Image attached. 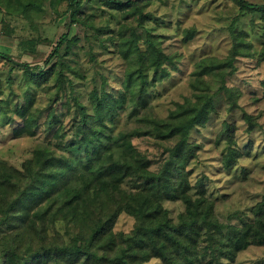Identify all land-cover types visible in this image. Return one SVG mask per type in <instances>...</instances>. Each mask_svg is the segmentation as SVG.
Here are the masks:
<instances>
[{"label": "rangeland", "instance_id": "rangeland-1", "mask_svg": "<svg viewBox=\"0 0 264 264\" xmlns=\"http://www.w3.org/2000/svg\"><path fill=\"white\" fill-rule=\"evenodd\" d=\"M33 1L25 16L16 15L15 8L5 5L0 9V52L30 65L45 60L65 31L69 14L63 0ZM139 4L141 16L131 8L119 11L100 0H84L78 15L88 25L73 23L70 28V37L78 41L64 60L67 70L62 89H58L55 73L46 75L38 85L25 82L21 72H13L11 83L6 85L9 65L0 63V163L21 171L38 149L56 155L81 154L78 147L68 146L74 117L78 116L71 95H77L89 113L92 90H99L105 81L106 91L118 97L120 92L126 93L123 80L127 72L140 70L145 77L137 79L129 88L132 92L126 93L114 116L113 133L141 130L130 142L148 169L156 172L178 137L157 138L145 118L167 119L178 105L186 101L200 104L201 95L210 96L208 112L188 136L195 148L185 166L188 182L193 186L202 178L204 196L212 202L219 223L240 228L251 224L254 208L264 198V14L242 12L235 0H143ZM234 18L238 21L231 30ZM131 33L138 37L143 53L140 61L135 53L126 58L121 52ZM149 39L172 61L161 65L169 72L162 78L150 66ZM232 46L236 54L233 67H229L224 62ZM70 69L76 74L69 75ZM137 89L143 90V97H137ZM50 114L55 122L46 127ZM224 123L233 129V148L239 152L229 169L223 167L227 144L220 136ZM132 187L129 181L122 184L125 191ZM189 194H194L193 187ZM163 208L173 222L184 211L181 200H165ZM133 226L134 218L123 210L112 231L127 234ZM56 228L57 237L67 240L69 231L60 223ZM207 245L204 236L195 245L197 253H203L201 258ZM209 259L207 255L202 260ZM143 264L162 262L151 258ZM234 264H264V246L246 247L237 253Z\"/></svg>", "mask_w": 264, "mask_h": 264}, {"label": "trees", "instance_id": "trees-1", "mask_svg": "<svg viewBox=\"0 0 264 264\" xmlns=\"http://www.w3.org/2000/svg\"><path fill=\"white\" fill-rule=\"evenodd\" d=\"M32 1L0 0V9L5 5L15 8L16 15L25 16ZM63 1L69 12L65 31L42 63L18 62L10 53L0 52V63L9 65L6 85L11 83L13 72H21L25 82L38 85L46 75L55 73L58 89L63 88L67 70L64 60L73 53L72 48L78 41L70 37V28L73 23L88 25L78 15L84 0ZM100 1L112 9L131 8L142 15L139 2L143 0ZM235 2L242 12L264 14V3ZM237 21L238 18L231 21V30ZM147 45L153 72L159 73L160 78L168 75V70L161 65L172 63L171 59L152 40H147ZM234 47L224 62L229 67H233ZM121 52L126 58L135 53L136 59L142 60L135 33L123 41ZM72 71L69 75L76 74ZM143 77L140 70L127 72L123 80L126 93L132 92L129 88ZM67 79L73 89L68 75ZM105 85L103 81L99 90L89 94V113L79 97L71 95L78 116L74 117L68 146L78 147L81 154L56 155L38 149L24 162L21 171L0 163V264H143L151 258H158L162 264H220L222 259L225 264H234L237 253L246 247L264 246V198L255 206L251 224L241 228L224 226L217 221L212 202L204 196L202 178L193 186L188 182L185 166L195 155L188 136L208 112L211 97L201 95L200 104L186 101L170 112L167 119L145 118L157 138L178 137L168 158L153 172L130 142L141 130L113 133L114 116L122 108L126 93L120 92L115 97L106 91ZM136 94L138 98L143 97V90L137 89ZM14 112L21 115L17 109ZM246 120L250 116L246 115ZM54 122L55 117L50 114L45 125L51 127ZM232 134L233 129L224 123L220 137L227 144L223 157L226 169L235 164L239 155L233 148L236 144ZM125 181L132 184L133 190L122 189ZM192 187L194 194H189ZM165 200L183 202L184 211L176 222L163 208ZM123 210L134 218V226L127 234H115L113 225ZM58 223L69 231L67 240L57 237ZM202 236L208 242L205 256H210L205 262L202 260L205 256L201 258L203 253L198 254L195 248Z\"/></svg>", "mask_w": 264, "mask_h": 264}]
</instances>
